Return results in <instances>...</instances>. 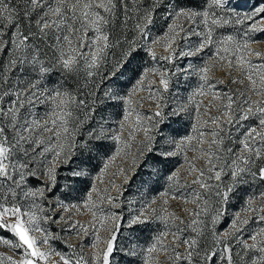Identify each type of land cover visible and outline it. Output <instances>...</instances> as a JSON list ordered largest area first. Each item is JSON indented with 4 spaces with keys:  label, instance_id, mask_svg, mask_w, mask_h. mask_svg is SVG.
I'll return each instance as SVG.
<instances>
[{
    "label": "rangeland",
    "instance_id": "1",
    "mask_svg": "<svg viewBox=\"0 0 264 264\" xmlns=\"http://www.w3.org/2000/svg\"><path fill=\"white\" fill-rule=\"evenodd\" d=\"M33 5L42 50L0 2V264H264V0L142 12L90 122L56 73H98L111 0Z\"/></svg>",
    "mask_w": 264,
    "mask_h": 264
},
{
    "label": "trees",
    "instance_id": "2",
    "mask_svg": "<svg viewBox=\"0 0 264 264\" xmlns=\"http://www.w3.org/2000/svg\"><path fill=\"white\" fill-rule=\"evenodd\" d=\"M0 2L9 8L12 21L18 26L26 39L32 42L36 41L39 50H42L41 39L38 42L39 38L33 35L37 33L39 27V10L33 5V0H0ZM211 2L212 0H111L112 11L105 22L108 50L104 55V61L98 63V73L89 77L74 75L73 72L66 71V69L56 73L57 78L55 81L65 86L75 95L76 113L80 116L81 121L90 122L88 117L97 111L94 107L99 99V92L95 88L96 82L106 77L105 72L118 62L121 54L128 48L127 40L135 33L137 29L135 24H137L138 17L142 12H150L148 13L150 20L147 21L148 30H150L159 23L154 14L160 9L165 13L169 3L191 8H207ZM158 7L160 8L158 9ZM140 23L137 25L139 28ZM141 48V46L138 47L142 51ZM249 118L252 120L253 116H249ZM79 145L78 143L77 147ZM77 149L87 161L93 159L87 148L83 149L80 146ZM260 180L264 186V176Z\"/></svg>",
    "mask_w": 264,
    "mask_h": 264
}]
</instances>
